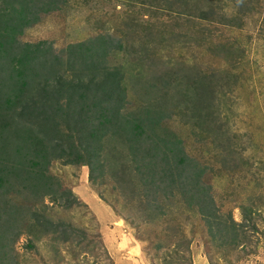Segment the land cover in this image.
<instances>
[{
    "label": "rangeland",
    "instance_id": "rangeland-1",
    "mask_svg": "<svg viewBox=\"0 0 264 264\" xmlns=\"http://www.w3.org/2000/svg\"><path fill=\"white\" fill-rule=\"evenodd\" d=\"M57 1L18 42H45L57 54L97 35L120 40L124 49L107 57L126 88L120 114L166 109L159 132L182 141L215 221L236 231L212 239L176 189L157 195L144 186L121 133L103 142L101 182L90 181L87 166L50 162L63 198L45 195L35 210L58 231L38 238L30 219L4 264H264V0ZM7 197L0 204L30 205Z\"/></svg>",
    "mask_w": 264,
    "mask_h": 264
},
{
    "label": "trees",
    "instance_id": "trees-1",
    "mask_svg": "<svg viewBox=\"0 0 264 264\" xmlns=\"http://www.w3.org/2000/svg\"><path fill=\"white\" fill-rule=\"evenodd\" d=\"M0 1V200L21 194L30 202L0 204V264L11 259L15 232L23 226L25 230L30 219L40 226L38 238L58 231L35 210L45 195L56 203L63 198L47 174L50 162L87 166L90 181L101 182L107 166L101 158L103 142L121 133L130 163L147 178L144 186L151 183L159 189L157 195L162 189H176L209 225L212 239L236 231L234 222L215 221L208 188L201 184L198 166L187 157L182 141L159 132L166 109L147 106L137 115L120 114L126 88L120 70L107 65L110 53L124 49L120 40L97 35L67 45L64 57L45 42L21 44L22 31L35 24L40 13L56 10L58 1ZM7 111H12L10 118L5 117ZM229 238L234 244L239 241L235 234Z\"/></svg>",
    "mask_w": 264,
    "mask_h": 264
}]
</instances>
